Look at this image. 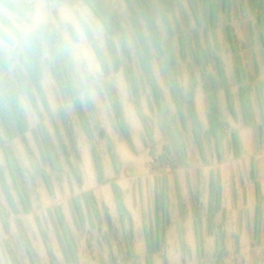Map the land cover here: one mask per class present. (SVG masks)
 I'll list each match as a JSON object with an SVG mask.
<instances>
[{
    "label": "rangeland",
    "instance_id": "rangeland-1",
    "mask_svg": "<svg viewBox=\"0 0 264 264\" xmlns=\"http://www.w3.org/2000/svg\"><path fill=\"white\" fill-rule=\"evenodd\" d=\"M41 1L56 20L18 0L24 19L0 45L1 228L30 214L61 245L49 240L50 264H264V123L232 122L264 113V0ZM59 3L79 27L62 25ZM110 129L132 157L116 154ZM180 166L191 202L172 205L164 185ZM179 206L196 216L191 235L167 234L189 221L157 219Z\"/></svg>",
    "mask_w": 264,
    "mask_h": 264
},
{
    "label": "crops",
    "instance_id": "crops-1",
    "mask_svg": "<svg viewBox=\"0 0 264 264\" xmlns=\"http://www.w3.org/2000/svg\"><path fill=\"white\" fill-rule=\"evenodd\" d=\"M35 1L37 2L35 9L32 10V13H30L33 15L34 19L44 11L48 15V21L56 20V5L54 6L51 3L50 5L47 3V1ZM17 4L18 0H0V45L7 41L8 36L11 34V29L16 32V28L21 26L19 20L22 21L24 19V12L21 8H18ZM58 6H60L59 14L62 25H71L74 28L79 27L78 16L75 13L76 10L67 3H59ZM3 58L5 57L2 56L0 50V67ZM244 98L247 103L251 99H254V97H251L250 95H247ZM259 99L260 101H264L263 96L258 97V100ZM195 105L198 115H201L203 111L201 92H198L196 95ZM234 107L236 108V103ZM124 108H126L127 121L131 124L130 135L132 141L136 144V147L143 149L145 147V141L142 136V123L140 117L138 114H135L134 111L129 112L133 107L127 102L124 103ZM244 117V119L240 116H238V118L234 117L232 122L251 125H260L264 123V113H261L259 110H256V112H250ZM255 129L256 128L254 126H247L238 133L243 146L248 152L251 149V139L254 138L256 131ZM110 134L115 140L114 147L116 154L119 155L122 160L132 157L130 141L120 133L113 134L111 129ZM252 154H254V152H252ZM258 156L263 155L259 154ZM258 156L256 157V162L264 163V161L259 159ZM261 163L256 169V171L259 172L256 180H259L262 183L255 184V186L264 187V167ZM164 187L166 189L165 196L168 198V202L172 205H182L183 203L191 202V199H189L191 198L190 184L188 181V176L185 174V169L183 167L180 166L175 168L172 173L168 174ZM18 218H22L24 224L26 225L25 228L20 229L19 232L16 228V221ZM194 218H196V216L193 215L192 210L188 207L183 208L182 206H179L175 211H172L170 208L169 213H160V215L157 216V219H169L170 221H189L185 223L172 222L169 227L170 230L168 229L167 232L168 235H174L177 229L180 230V234L182 235H191L192 224L190 221H192ZM7 221L10 225L8 228H1L0 226V264H34V255L40 260L41 264H50L48 262V252L50 248L49 240L51 241L55 251L58 252L61 247L59 241L56 240L54 235L47 234L46 238L42 230L32 227L31 216L27 213L17 214L16 212H12L8 216ZM12 252L17 253L19 262L16 260V256L11 254ZM5 253L6 255L8 254V256H6Z\"/></svg>",
    "mask_w": 264,
    "mask_h": 264
}]
</instances>
